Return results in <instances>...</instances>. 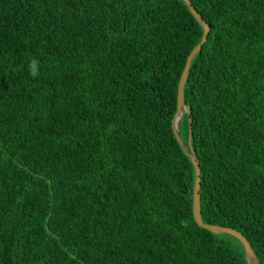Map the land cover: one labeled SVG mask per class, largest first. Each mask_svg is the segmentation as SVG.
<instances>
[{
  "label": "trees",
  "instance_id": "1",
  "mask_svg": "<svg viewBox=\"0 0 264 264\" xmlns=\"http://www.w3.org/2000/svg\"><path fill=\"white\" fill-rule=\"evenodd\" d=\"M189 1L201 219L264 264V0ZM202 35L182 0H0V264H247L172 131Z\"/></svg>",
  "mask_w": 264,
  "mask_h": 264
},
{
  "label": "water",
  "instance_id": "2",
  "mask_svg": "<svg viewBox=\"0 0 264 264\" xmlns=\"http://www.w3.org/2000/svg\"><path fill=\"white\" fill-rule=\"evenodd\" d=\"M185 6L188 8L191 15L194 17L196 22L199 24L201 29L203 30V35L201 38L200 43L192 50L189 57L187 58L186 64L184 66V70L182 72L181 78L178 84L177 90V111L172 120V131L173 135L178 143L182 152L188 157L190 160L194 172H195V182L193 188V202H192V211H193V218L195 223L199 228L209 231L213 235H228L236 239L243 247L244 250V257L247 264H259L258 259L248 242V240L239 232L219 227V226H212L207 225L202 222L201 219V208H200V189H201V176H200V165L196 156L194 149L192 148V129H191V112L188 106L185 104L184 100V89L186 85V81L189 74V69L191 66L192 61L194 58L202 51L203 45L206 43L207 35L209 33V28L203 18L199 15V13L194 9L191 2L189 0H182ZM186 113L188 116V124H189V135H188V142L187 146H185L184 142L180 138L178 134L177 122L182 117L183 113Z\"/></svg>",
  "mask_w": 264,
  "mask_h": 264
},
{
  "label": "clouds",
  "instance_id": "3",
  "mask_svg": "<svg viewBox=\"0 0 264 264\" xmlns=\"http://www.w3.org/2000/svg\"><path fill=\"white\" fill-rule=\"evenodd\" d=\"M37 64H38V61H36L35 59H33L32 61H30V65H29L30 70L35 69L36 66H37ZM31 74H32L33 76H36V75H37V73H36L35 71H31Z\"/></svg>",
  "mask_w": 264,
  "mask_h": 264
},
{
  "label": "bare ground",
  "instance_id": "4",
  "mask_svg": "<svg viewBox=\"0 0 264 264\" xmlns=\"http://www.w3.org/2000/svg\"><path fill=\"white\" fill-rule=\"evenodd\" d=\"M180 120H181V118H180V119L178 120V122H177V128H178V124H179Z\"/></svg>",
  "mask_w": 264,
  "mask_h": 264
}]
</instances>
